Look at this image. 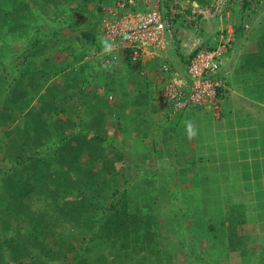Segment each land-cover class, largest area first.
I'll list each match as a JSON object with an SVG mask.
<instances>
[{"label": "crops", "instance_id": "crops-1", "mask_svg": "<svg viewBox=\"0 0 264 264\" xmlns=\"http://www.w3.org/2000/svg\"><path fill=\"white\" fill-rule=\"evenodd\" d=\"M147 1L155 3L158 0H139V3L144 6ZM176 1L184 6L189 5L183 3L185 0ZM248 1L255 6L256 1ZM257 1L260 7L256 4V10L244 13L243 16L248 19L244 20L243 33L239 35L235 34L233 28L238 23L233 22L235 19H227L230 18L228 12L215 13L214 16L209 10H197L204 14L206 20L200 30L185 27V31L181 33L180 46L184 54L180 55L183 57L198 43L202 47L217 46L223 40L221 33L226 32L223 36H231L220 70L225 85L220 93L222 113L218 119L208 110L191 107L188 110L174 111L166 105L163 93L159 92L162 77L160 65L166 60L165 56L158 57L151 52L143 55L142 65L152 66V69L144 70L143 75L134 76L137 84V90H134L123 80V77L127 79V75L132 72L123 62L122 55L118 54L111 63L103 57L104 51H96L93 47L76 43L75 46L71 45L72 48H57L63 51L65 57H72L74 63L71 64V71L88 63L92 57L91 52L98 60L104 59L100 63V69L108 71L107 66L110 64L116 69V87L113 86L115 91L109 92L106 86L100 95L103 97L101 100L116 95L117 103L108 105L105 101L104 105H99L100 114L95 117L96 122H99L97 127L89 126L92 121L88 117V122L84 123L86 125L76 121L75 108L71 111L72 108L68 107L70 115L75 117H71L75 127L69 130L72 129L77 134L85 131V142L94 133L104 139L112 138L114 144L125 153V163L119 167L122 172L127 171L129 165L136 169L152 167L151 172L158 182H162L160 179L167 176L166 171L175 172V179L169 177L162 187L158 185V189H141L139 192L131 189L125 192L129 209L134 210L137 240L149 237H146L147 234L154 235L153 228L149 232L141 229L144 224L152 221L153 210H156L158 224L168 227L174 241H192L188 248L199 253V260L203 257L207 260L209 253L214 251L216 259L213 256V263L207 260L209 264H264V0ZM74 49L82 51V55L72 56ZM171 50L172 62L176 68L185 70L186 58L175 56V47ZM55 54L60 56L61 53ZM168 54L166 52V56ZM53 62L47 56L41 61L33 62L34 69L38 67L37 73L29 69L19 84L21 89L15 88V77L10 79L12 74L4 77L6 95L0 98V111H3L6 120L0 122V161L10 164L20 156L14 155L16 150L13 146L16 148L20 144L16 141L21 139L24 127H29L31 120L37 118L35 116L41 106L45 88L71 82L72 77L69 80L62 79L61 74L45 69L44 66ZM118 67L121 68V73L117 72ZM143 76L152 84H146ZM124 84L128 88L123 90L121 85L124 87ZM81 85L80 82V88L73 85L69 87L67 95L76 94L79 99L86 100L82 101L86 115L93 108L94 100L90 94L92 89H83ZM18 90L22 92L23 98L14 106L8 99H12L13 94L18 95ZM88 97L91 102H88ZM3 101L5 102L1 107ZM20 109L22 112H19ZM56 115L51 117L50 114L49 121H57L59 117ZM58 116H61V112ZM40 119L45 120L46 113ZM188 120L197 127V136L193 139H188L186 135L185 123ZM19 128L22 129L21 133L18 132ZM48 130L51 132L56 128L49 126ZM53 136L55 138L56 133ZM70 139L72 146L78 145L77 138ZM88 152L89 150L86 153ZM86 161H90L89 158ZM11 166L10 164L6 169ZM0 169L3 168L0 166ZM19 179L15 176L14 169H11L5 176H0V189H21ZM1 180L5 183H1ZM197 189L203 191L193 193ZM173 209L184 216L178 219L179 215H175ZM174 217L179 224L177 228L180 233L174 232L170 225V218ZM222 242L225 244L222 245Z\"/></svg>", "mask_w": 264, "mask_h": 264}, {"label": "rangeland", "instance_id": "rangeland-1", "mask_svg": "<svg viewBox=\"0 0 264 264\" xmlns=\"http://www.w3.org/2000/svg\"><path fill=\"white\" fill-rule=\"evenodd\" d=\"M110 5H101V3L98 0H95L96 3H98L101 6L102 12L106 16H101L98 18H90V14H97L98 9H96L95 5H88L84 1H81L79 4L82 5L85 10H80L78 13H73L72 15V21H76L77 28L74 29L73 27H64V28H58L54 24V20L58 21L60 18H54L57 17L56 15L53 16L54 8L50 6L49 8H45L43 6H38L35 4H30V10L28 11L29 17L32 19L30 24L32 23L33 27L30 29V31L22 36L17 37V35H11L12 40L3 39L0 40V58L1 56L6 52L8 48H12L14 53L8 58V61L6 62L5 67L2 68H9V64H11L13 61H15V57H19L22 53H24L25 57L29 56L33 61L38 62L41 61L44 57L47 56L48 59H51L56 64L51 65L50 63L47 64V66H44L45 69L51 70V72L61 74L62 79L69 80L70 74H71V68L74 62L72 57H65V55L62 53L63 51L57 49L62 44L64 47L68 46L71 48V45H74L78 43L80 46H84V40L82 38H79V33L83 30L89 29L90 27H93L96 29L97 33L102 32V26L104 22L108 19H110L112 16L111 14H118L121 11L120 5L127 3L128 0H111ZM4 10L7 12H12L15 9V6H18L23 2V0H4ZM158 2V3H157ZM156 2V6L158 5L159 9L163 11V13L166 10L165 2L164 0H158ZM151 3L150 6L154 5L152 1H147L145 4L148 6ZM153 3V4H152ZM183 3L185 4H191L192 7L196 10L200 11H206L211 9V7L216 6L215 13L216 14H224L226 12L229 13V11H240L242 7V3L240 0H185ZM65 4V3H64ZM250 4V3H249ZM70 5H72V2H70ZM67 8L68 7L66 3ZM99 6V7H100ZM252 6V7H251ZM72 7V6H71ZM258 7H260L258 5ZM254 4H250L248 6V9L256 10L258 8ZM42 8L43 11L40 13H36V11H40ZM250 11H245L250 12ZM211 13V11H210ZM89 14V15H88ZM227 17V16H226ZM229 19V18H227ZM73 29V30H72ZM185 27L182 26L180 30H177L178 37L176 39V43H178V50L181 54H184V52L181 49V42H182V36L181 33L184 30ZM38 31L41 32V34L38 33ZM61 35H60V33ZM226 33V32H225ZM2 32L0 31V35ZM71 35V37H70ZM74 35V36H73ZM78 35V36H77ZM62 37H65L64 39ZM32 42H36L35 44H32ZM175 43V48H176ZM63 47V48H64ZM77 47V46H76ZM42 49V50H40ZM171 49H168L166 52L169 53L168 56H166V62L169 63V65L172 68H175V64L172 62V54ZM55 52L61 53L60 56L55 54ZM66 52V51H65ZM35 56H34V54ZM175 56L176 53L174 51ZM43 55H46L43 57ZM91 60H88L89 66L91 67L90 71H87L84 73V75H81L78 77V82H81L83 84V89L90 90V94H93V91H97L101 89L103 91L106 87L105 83L108 79V73L106 70L100 69V63L103 62L104 59L98 60V58L95 57V54L93 55V52L90 53ZM188 57V54L185 56ZM56 59V60H55ZM108 59V58H106ZM50 61V60H49ZM36 66V65H35ZM114 68V72L110 74L111 76H114L116 78V69ZM10 70V69H8ZM6 70V71H8ZM36 70H38V67L36 66ZM121 73V68L118 67L117 72ZM1 72V71H0ZM18 74V73H17ZM16 73L14 75V72L10 76V79L13 80L14 76H18ZM102 74L103 77L101 80L99 78L97 79L96 76ZM119 74V73H117ZM10 74H7V72L0 73V79L5 76H9ZM121 75V74H120ZM141 75L143 73L141 72ZM110 77V76H109ZM123 77V76H122ZM146 76H143V79L146 80V84H152ZM111 79V78H110ZM109 79V81H110ZM125 80V84L127 85V82L131 88L134 90H137V84L136 80L134 78V73L132 72L130 75H127V79ZM108 81V82H109ZM141 82H143L142 79H140ZM116 82V81H115ZM124 84V85H125ZM124 86L122 89L128 88L127 86ZM162 82L159 83V92H163V86ZM140 86H143L140 84ZM158 86V87H159ZM129 90V89H128ZM121 91V90H120ZM67 94V91H66ZM102 94V93H101ZM121 94V92H120ZM6 95V85L5 82L2 80L0 81V98H4ZM103 98L100 96L98 98L97 96L92 97V100L94 105L92 109H89L87 111V114L85 115L84 109L75 110L76 114V121H82V116L80 114H84V122H88L86 117L91 119L92 125H93V119L100 114L99 105H104L105 101L108 102V105L110 103H117V96L110 95L108 97H104V100H101ZM116 98V99H115ZM90 97L87 98L88 102H91L89 100ZM2 101V100H0ZM80 101L86 102L85 99L80 98ZM5 102V101H3ZM2 106L3 107V103ZM68 102V101H67ZM65 102V103H67ZM73 102V101H72ZM70 102V104L72 103ZM69 104V103H68ZM67 104V105H68ZM1 105V104H0ZM111 108V107H110ZM1 109V108H0ZM61 116L56 115V117H59L58 120L66 121L70 120L72 117L73 119L75 117L70 115L69 109L65 107L60 108ZM175 111V110H174ZM19 112H22V109L19 110ZM79 115V116H78ZM54 114H51V117H53ZM96 119V118H95ZM72 120V119H71ZM3 121V120H2ZM73 121V120H72ZM96 121V120H95ZM63 122V124H64ZM74 127H75V122ZM32 125V122L29 124ZM101 125V124H100ZM66 126V125H65ZM95 130V128H94ZM50 140L52 142L58 140L53 134H55V131L50 132ZM86 134V133H84ZM69 135L72 137L81 135L80 133H75L74 130L68 129L65 134L62 135L61 140H58L57 144H62L63 146V154L66 153L65 160L61 161V153L60 154H54L50 151L49 146L48 149L45 148V146L42 147V149L39 147L36 148L35 153H37V158L41 161V163L35 162L32 166H29V163H22L25 164L24 167H26L25 170L27 175H29V181L27 184L19 183V186L21 189H31L32 193L29 194V191H23L25 192V197L28 201L33 200V204L37 205L41 203V201H38L36 199V193L39 192L41 189H43V186L47 188V186L51 189L53 187L61 188L63 191L61 192V199L72 197L73 205L71 210H69V205H65L64 211L68 213L67 219L59 220L60 222H57V226L59 227L58 232L60 233V237L51 238L46 237L45 238V232L48 233L49 229H55L53 223L51 224H44L41 223V225H37V223H30V220H23V221H15V213L11 211L10 209H7L5 206V199L0 200V235L2 234V238H0V244L3 245V241L5 240V237L3 235H6V239H12L15 238L14 230L16 227L21 228L24 232L28 231L29 229V236L32 237L27 244L23 247V252H29L30 256L36 258L41 256L40 254V247L41 245H47L48 249L53 251V258L52 261L48 262L46 260H43L45 264H209L207 260H210L212 263L214 261L213 256L216 254L215 252H210L208 259L203 257L204 261L199 260V253L193 252L190 247V244L192 241H174V237L172 236V232L169 231L168 227L159 225L158 221L159 218L156 216V210H153L154 217L151 222H147L142 226V231L149 230L153 228L154 235L151 236L149 234L146 235L149 236L147 238H142L139 241V247L137 245V234H135L133 227V223L135 218L132 217L134 210H130L128 208V215H123L119 213H115V209L109 210V206L113 205L115 203H119L117 201L118 197L112 198L111 193L112 190H117L118 192H124L131 189H136L137 192L141 191V189H158L159 186L162 187V184L164 182H167L169 177H174L175 179V172L172 170L166 171V177L160 179L162 182H158L157 177L153 175L152 167L147 168H140L136 169V167H133L129 165V168L127 171L122 172L119 169L114 171L109 170H102V165L100 161H86L88 158L89 152L88 147L83 148V153L81 152V158L83 161L82 165L78 166L77 168L70 169L68 168V165L74 164L71 158V152L69 150V147L67 148V140L69 138ZM84 140V139H83ZM81 140V141H83ZM104 143L101 141V144L105 147V150L103 151L104 159H108V148L115 151H121L122 154L124 153V150L120 147L118 148L117 145L114 144V140L112 138L103 139ZM130 144V148L132 147L131 142H128ZM87 149V151H86ZM107 149V150H106ZM38 150V151H37ZM114 151V152H115ZM131 154H134L131 152ZM55 155V156H54ZM114 155V154H113ZM125 155V153H124ZM11 164V163H10ZM9 162L7 161H0V166L3 169H0V176H5L6 172L8 173L12 168L9 167V169H6L7 166H10ZM133 164V163H131ZM22 166V168H24ZM6 166V167H5ZM111 169V168H110ZM18 170V169H17ZM155 172V171H154ZM145 175V177H144ZM4 179V178H3ZM82 179L86 180L84 186L87 185V187H83L82 185ZM9 180V179H6ZM31 180V181H30ZM35 180L38 181L35 183ZM75 182H78V188L76 189ZM1 183H5V181L1 180ZM42 185V186H41ZM70 185L72 188H70ZM159 185V186H158ZM92 188V192L95 194L93 195L94 200L91 203L80 205L76 194L78 191L82 192L85 197V199L90 200V197H87L88 193L90 192V189ZM95 190H94V189ZM96 189H99L97 192ZM215 189H218L215 187ZM203 190H195L193 193H201ZM20 195H22V192H20ZM80 197V196H79ZM78 197V198H79ZM65 200V199H64ZM70 200V199H69ZM27 201V202H28ZM101 203V204H99ZM192 203V202H191ZM190 203V205H191ZM70 211V214L68 212ZM174 214H178L177 211L173 209ZM115 213V214H114ZM175 214V215H176ZM183 214V213H182ZM53 215L52 213L50 214ZM119 215V216H117ZM178 219L180 216V213L178 214ZM156 216V217H155ZM133 218V219H132ZM171 220V221H170ZM170 225L173 228L174 232L180 233L178 230V223H176V217L170 218ZM50 221V220H49ZM69 221H73L74 225H71L72 223ZM136 222V220H135ZM116 224V225H115ZM120 225V228L124 231H128L129 234H132V236H129L126 240H119L117 237V234H120L121 231H118V226ZM45 231H41V230ZM140 229V228H139ZM40 232V233H39ZM112 233V234H111ZM114 234V235H113ZM20 236V235H19ZM33 237H35L38 241H35L33 243ZM45 238V239H43ZM109 238V239H108ZM19 239V237H18ZM42 239V240H41ZM56 239V240H55ZM134 239V240H133ZM186 239V236H185ZM10 241V240H9ZM18 241V240H17ZM42 241L46 243H42ZM15 247L19 249V243L14 241ZM222 245L225 244L224 242L221 243ZM186 247V248H185ZM0 248H2L0 246ZM5 248V245L3 246ZM186 249V251L184 250ZM188 248V249H187ZM208 254V253H207ZM206 254V255H207ZM222 255L224 252L221 253ZM17 264H26V259L24 258L21 260L20 258H17ZM54 260V261H53Z\"/></svg>", "mask_w": 264, "mask_h": 264}, {"label": "trees", "instance_id": "trees-1", "mask_svg": "<svg viewBox=\"0 0 264 264\" xmlns=\"http://www.w3.org/2000/svg\"><path fill=\"white\" fill-rule=\"evenodd\" d=\"M3 1L4 0H0V31L2 32V34L0 35V40H3V39L12 40L11 35H17V37H19V36L27 34L30 31V29H32L33 27L35 28V26H33L32 23L30 24L32 19L28 15V11L30 10L29 6L31 3L38 5V6H43L45 8H49L50 6H52L54 8V13H55V14H53V16L54 15L57 16L54 18H60L58 21L54 20V24L56 26H58V28H64V27H69V26L73 27L74 29L77 28L76 27L77 26L76 21H72L71 19H72L73 13H78L80 10H82V11L85 10V9H83L84 7L82 5L79 6L81 1H84L86 4L88 3V5H95L96 9H98L99 12H97L96 15L90 14V18H98V17L104 16L106 14V12H105V14L102 12L101 6L98 3H96L95 0H23V2H21L20 5L15 6V9L12 12H7L4 10V2ZM98 1L103 6L104 5L105 6L110 5L112 2L111 0H98ZM114 1H116V0H114ZM167 1H168V9H167V7H166V9L175 14L174 18H177V19L181 18L183 20V22L185 23V25L190 29L200 30L202 28V23H204L206 21L204 19V14L198 13V11L193 9L192 6H190V5L184 6L181 3L177 2L176 0H167ZM240 1L242 3V7H241L240 11H235V10H234V12L229 11V16H230L229 19H231L232 21H233V19H235L233 22H235L236 24L238 23V26L234 25L235 27H233L235 34H238V35L243 33L244 20L248 19L245 16H243L244 13H246L245 11H250L248 9V6L250 4H254L253 2L248 1V0H240ZM70 2H72V5H70ZM135 2H137L136 5L138 7L139 6L144 7L142 3H139V0H135ZM254 2H255V5L256 4L260 5L259 1H257V0H254ZM66 3L68 5V7H70V9L67 8ZM43 9L44 8H42L40 11H36V13L42 12ZM215 10H216V6L211 7V9H210L211 13L210 14L214 15ZM251 11H253V10H251ZM237 17H239V19ZM38 33L41 34L40 31H38ZM60 35H61V33H60ZM222 35H226V33H223ZM70 37H71V35H70ZM78 37L82 38L84 40V44L86 47H93L96 49V51H100V50L103 51L104 48L107 46V43L104 41V39L102 37V32L97 33L96 29H94L93 27H90L89 29H86L85 31L82 30L79 33ZM62 38L64 39L65 37H62ZM227 40H228V43L226 44L225 42ZM35 43L32 42V44H35ZM230 43H231V36H224L223 40L220 41L219 45H222V44L225 45V51L223 52V54L221 56L222 62L224 60V54L229 49ZM59 46L64 47L62 44L60 45V43H59ZM177 46H178V43H176V48H175L176 55H178V57L180 59H185L186 57H183L182 55H180L181 53L178 52L179 50H178ZM217 46H212V47L203 46V47L213 50V49L217 48ZM66 48H69V47L68 46L64 47V49H66ZM198 49H196L192 54H190L186 58L187 64L189 63V60L198 51ZM12 53H14L13 49L8 48L6 50V52L1 56V58H0V71L1 72L0 73L7 72V74H10V75L13 72H14V75H15V73L16 74L18 73L17 74L18 76H16L18 78L15 79L16 77L14 76L15 78H14L13 82L15 84L16 89L17 88L21 89L19 84H20L21 80L23 79V77L25 76V73L28 72L29 69H31L32 71H35L36 73H37V71H36V67L34 69V65H32V63L34 62L33 59H31L29 56L25 57L24 53H22L19 57H15V61H13L11 64H9L8 69H10V70H8L7 68L1 69L2 66L5 67L6 62L8 61V58H10ZM128 54H129V51H127V53L123 56L124 58L122 60L128 66L129 70L134 73V76H136L137 74H141V72L143 73V71L146 69H148V70L152 69V66L142 65V61L140 59L137 61H132L130 59V57L128 56ZM71 55L75 56V57H79L82 55V51H76V49H74V54H71ZM34 56H35V54H34ZM103 57H105V58L109 57L108 59L110 60L111 63H112L111 60H114L112 58V54L104 53ZM162 61H164V60H162ZM51 65H53V64H51ZM83 65L84 66L80 67L79 69H73V71L70 74V77H72L71 82H67L66 84L49 85L45 88L41 106L37 110V113L35 116L37 118H34L33 120H31L32 125H30L27 128L24 127L22 134H20L21 139L19 141H16L17 143H20V144L16 148L13 146L14 150H16L14 155H20V156H17V159L14 162H11V165H12L11 168L14 169L15 176H18L20 178L19 183H22V184L26 183L28 185V183L26 181H29V177H30L29 175L26 174L27 170L25 171V169H26V167H24L25 164L23 165L22 163H29V166H32L35 162L41 163L39 158H37V156H36L37 155V153H35L36 148L40 147L42 149V147L45 146V148L48 149V146H49L50 151L53 152L54 154H60L61 153V156H60L61 161H63V159L64 160L66 159L65 156L67 154L66 153L63 154V151H65V150H63V147H62L63 145L60 143L59 144H57V143H58V140L62 141L61 140L62 135L65 134L69 128L74 126V124L72 123L73 121L70 118V120H66L65 122L61 121V120H57V121L53 122V121H49V118H50V114H58L59 111H61V109H60L61 107H65V108L70 107V108H75L78 110L84 109V103L82 101H80L79 97L76 94H72L69 96L66 94V91H69L68 89L72 85L76 88H80V82H78L77 78L80 77L81 75H84V73H86L87 71H90V66L88 65V63H85ZM107 68H108V71H106V72L108 73V75L110 77L108 76V79H107V82L105 83V85L108 86L109 92H111V91L114 92L115 89L113 88V86L116 87V83H115L116 80H115L114 76L110 75V74L114 75L113 74L114 68H113L112 64L108 65ZM6 70H8V71H6ZM220 70H221V65H220ZM220 70H219V73H220ZM102 77H103L102 74H99L96 76V78L97 79L99 78V80H101ZM109 79H110V81H109ZM1 80L3 81L4 77H2ZM223 80H224V78H223ZM78 85H79V87H78ZM224 85H225V82H224ZM121 86H122L121 88H123V85H121ZM81 87H83V84L81 85ZM223 88H221L217 93V96L219 97V99H220V93H221ZM100 94H101V89H99L98 92L93 91L92 95H93V97L97 96L98 98H100V96H101ZM102 94H103V92H102ZM21 95H22V92L18 90V95L13 94L11 96L12 99L9 98L8 100L13 102L14 106H17L16 103L20 99L23 98V97H21ZM65 102H67V103H65ZM70 102H72V103L70 104ZM45 113H46V119L41 120L40 117L43 116V114H45ZM3 114H4L3 111H0V116ZM80 115L82 116V119H83L80 123L82 125H86V124H84L85 123L84 122V114H80ZM1 118L2 119H0V122H2L3 119L6 120L5 115H3ZM95 120L96 119L94 118L93 125L91 122L89 124V126L97 127L99 122H96ZM63 122H64V124H63ZM49 126H51V127L53 126V128H56V130H55V133L57 135L56 137L59 139L54 141V142H52L50 140V137L48 136L50 133V131L48 130ZM21 131H22V129L19 128L18 132L21 133ZM84 132L80 133L81 134V135H79L80 138H78V136L74 137V138H77L78 145L72 146V140L70 139V137L73 139L72 136H70L68 138V140L66 141L67 142L66 143L67 148L69 147V150L71 152L70 154L72 155L70 160L73 159L72 161H74L73 162L74 164L68 165V168H70V169L77 168L78 169V166L82 165V163L85 162L81 158V152L83 151V148H85V147L89 148L88 149L89 150L88 158H89L90 162H93V161H96L99 159V161L101 162V165H102V170H104V171H106V170H109V171L117 170V169H119L120 166H122L125 163L123 154L118 152V151H115L114 149L110 151V148H108L109 150L107 153L108 159H104L103 151L105 150V147L103 146V144H101V141L104 143V140H103L104 138L99 136L98 134L94 133L93 137L88 138L87 141L85 142L86 138H85ZM17 137H19V135H17ZM81 140H83V141H81ZM17 151H19V152H17ZM21 165H23L24 168H22ZM37 182L38 181L35 180V183H37ZM85 182H86V180L82 179L83 187H87V185L84 186ZM75 185H76L75 188L79 189L77 187L78 182H75ZM89 189H90V192L87 194L88 195L87 197H90V200L83 198V197H85L83 195V193L82 192L78 193V191H76L77 192V194H76L77 198H73V199H76V200L78 199L79 204L82 206H83V204L91 203L94 200L93 195L95 193L92 192V190H91L92 188H89ZM27 190L29 191V194H31L33 191V190L31 191V189H0V200L5 199V205H6L5 207L7 209H10L11 211H13L15 213V217H16L15 221H17V220L18 221L30 220L29 224L34 222V223H37L38 226L41 225V223L51 224V222H52L54 224L53 226L56 227L58 225L56 223L60 222L59 220L67 219V217L69 216L68 213L66 211H64L65 205H69V210H71L72 207H74V205H73L74 203L71 200L72 197L64 198L65 200L60 198L61 194H62L61 192L63 191L61 188L53 187V189H51L48 186H47V188L45 186H43V189H41L39 192L36 193V199L38 201H41V203H39L37 205L33 204V202H32L33 200H30V201L27 200V198L25 197L26 196L25 192H23V191H27ZM98 190L99 189H96L95 192H97ZM20 192H22V195H20ZM125 192L126 191L118 192L117 190H112V193H111L112 198L118 197L117 201H119V203H115L113 205H110L109 210L115 209V213H119V214H121V216H123V215L127 216L128 215L130 217L131 215L128 214L129 201H128V198H127V195ZM99 204H101V203H99ZM69 210H68V212L70 214ZM51 213L53 214L52 216L50 215ZM117 216H119V215H117ZM132 217H133V215H132ZM69 222L72 223L71 225H74L73 221H69ZM117 226H118V231L120 230L121 233L117 234L118 236H115V237H117L119 240H126L129 236H132V234H129L128 231H126V230L124 231L123 229H121L119 224ZM131 227H133V229H135V227H136L135 220H134L133 226H131ZM58 229H59L58 226L55 229H53V228L49 229L48 233L49 232L50 233L47 234V232H45V238L49 237V236L51 238L60 237V233L58 232ZM41 231H45V230L43 229ZM28 233H29V229H28V231L24 232L23 230H21V228L16 227V229L14 230L15 238H13V240L9 239L10 240L9 241L8 239H6V235H3L5 237L6 241L2 242L3 245L0 244V246L2 247V248H0V264H17V260H16L17 258H20L21 260H23L25 258L26 264H45V262L43 260H46L47 263L52 261L51 259L53 258V256H52L53 251L51 254V251L48 249V247H46L47 245L39 244L41 256L36 257V258H34L33 256L31 257L29 252H23L24 251L23 250L24 245L27 244L28 241L32 238L29 236ZM18 237H19V239H18ZM0 238H2V234L0 235ZM33 238H34L33 243H35V241H38V242L40 241V240H37L35 237H33ZM45 238H43V239H45ZM14 241L19 243L18 244L19 249H17L18 247L17 248L15 247V243H13ZM139 242L140 241L138 240V242H137L138 247H139ZM42 243H46V242L42 241ZM4 245H5V248H3Z\"/></svg>", "mask_w": 264, "mask_h": 264}, {"label": "built area", "instance_id": "built-area-1", "mask_svg": "<svg viewBox=\"0 0 264 264\" xmlns=\"http://www.w3.org/2000/svg\"><path fill=\"white\" fill-rule=\"evenodd\" d=\"M164 2L168 7V1ZM136 3L128 0L120 5L118 14L112 13V17L104 22L102 37L107 43L104 53L112 54L116 59L118 54L124 56L129 51L132 61L141 60L147 52L166 58V51L176 43L177 30L186 27L185 23L181 18H174L175 14L167 9L163 13L156 2L152 6L144 4L143 8ZM201 46L196 44L188 53L190 55L199 48L185 70L172 68L166 61L161 65L162 93L166 105L172 110L194 107L208 110L218 119L222 110L217 93L224 87L219 70L225 45H218L213 50Z\"/></svg>", "mask_w": 264, "mask_h": 264}, {"label": "clouds", "instance_id": "clouds-1", "mask_svg": "<svg viewBox=\"0 0 264 264\" xmlns=\"http://www.w3.org/2000/svg\"><path fill=\"white\" fill-rule=\"evenodd\" d=\"M167 9H168V7H167ZM221 34H223V33H221ZM188 56H189V54H188ZM185 130H186V135H187L188 139H193L197 136V127L191 120H188L185 123Z\"/></svg>", "mask_w": 264, "mask_h": 264}]
</instances>
